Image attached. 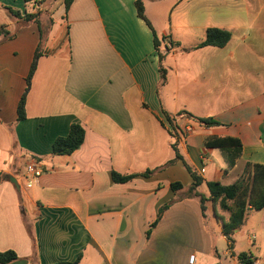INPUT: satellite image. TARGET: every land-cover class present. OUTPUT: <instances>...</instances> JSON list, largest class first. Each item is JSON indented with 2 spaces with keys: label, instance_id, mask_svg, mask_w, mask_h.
<instances>
[{
  "label": "crops",
  "instance_id": "crops-1",
  "mask_svg": "<svg viewBox=\"0 0 264 264\" xmlns=\"http://www.w3.org/2000/svg\"><path fill=\"white\" fill-rule=\"evenodd\" d=\"M136 1L74 0L66 11L65 0H0L40 14L38 28L10 15L0 23L13 36L0 35V253L17 254L9 264H189L191 255L240 264L242 253L264 264V210L249 212L230 241L213 202L203 212L198 196L264 165V0H180L189 6L165 22L149 11L160 0H145L152 27ZM214 28L231 32L229 42L197 48ZM163 110L219 125L181 115L183 133L172 137ZM73 124L83 145L53 155ZM227 138L240 146L207 147ZM173 144L203 180L198 190L183 161L172 162ZM32 161L39 178L27 174ZM113 172L135 177L116 183Z\"/></svg>",
  "mask_w": 264,
  "mask_h": 264
},
{
  "label": "trees",
  "instance_id": "trees-1",
  "mask_svg": "<svg viewBox=\"0 0 264 264\" xmlns=\"http://www.w3.org/2000/svg\"><path fill=\"white\" fill-rule=\"evenodd\" d=\"M74 0H65L66 11L69 10ZM145 0H137L135 2L137 15L139 18L144 20L150 27L151 24L145 15ZM25 3L37 4L40 0H24ZM8 14L22 21L23 23L37 22L40 23V14H32L25 12L23 15L20 11L13 9L12 7L2 6ZM155 48L157 52L160 50V40L158 39L155 32ZM0 35L5 38L13 37L6 26L0 25ZM232 34L227 30L221 29H208L206 32L205 39L197 46V48L214 46V47H224L231 39ZM43 53L40 48L37 50L34 56V60L31 65L29 75L27 77V87L24 95L22 96L18 105V118L19 120L25 119V103L26 96L31 87V81L33 75L37 69V64ZM164 70L161 69V73ZM162 80L165 81V75L161 74ZM165 118L169 125V134L172 137L176 135L180 136L183 132L177 124V118L184 115L202 126L214 127L219 125V123L212 118H197L188 112H182L177 115H171L165 110H163ZM85 139V131L83 127L79 124H73L67 136L59 137L55 140L53 144V155L55 156H70L77 152L83 145ZM239 147L240 143L236 139H214L207 142V147ZM175 151V159L172 162H177L182 160L186 169L191 174L193 179V184L190 187L191 191H196L203 184L201 177L183 160L177 148V144L172 145ZM153 174V171L148 170L143 173L144 177H149ZM135 175H125L122 176L116 172L112 173L113 181L116 183H126L132 180ZM248 183V185H247ZM207 187L209 190V197L198 193L201 202L202 211L205 212L206 202H213L215 208V215L220 221L222 226L223 234L232 241V235L237 228H240L246 220V217L251 211H261L264 210V165H252L247 164L244 174L232 185H223L219 182H208ZM182 185L180 183H175L172 185L173 190L181 189ZM218 206L222 211L227 212V214L220 213ZM162 211V210H161ZM240 264H253L256 259L246 253L239 254L237 256ZM18 259L17 254L14 251H6L0 253V264H9ZM55 264H78V261L74 262H57Z\"/></svg>",
  "mask_w": 264,
  "mask_h": 264
},
{
  "label": "rangeland",
  "instance_id": "rangeland-1",
  "mask_svg": "<svg viewBox=\"0 0 264 264\" xmlns=\"http://www.w3.org/2000/svg\"><path fill=\"white\" fill-rule=\"evenodd\" d=\"M178 1H180V0H160V1H155V2H159V3H154V4L149 6V11H150L151 17H154V15H156L157 17L159 16L160 19L162 18L163 19L162 21L165 22V21H167L169 19V17L173 13H174L173 15H175L178 10H181L185 6H189V3H187V2H184V3H182L181 5L178 6V3H177ZM21 3L24 4L23 0H21ZM2 5L3 4H0V23H4V22H2L3 21L2 19H4L5 17H8V15H9L8 12L5 9L2 8ZM4 6H6V7H10L11 6L13 9H15L14 8L15 6H12V5H8L7 6L6 4H4ZM154 20L157 22V19H154ZM36 28H38L37 22H36ZM42 29H44V27ZM205 207H206V210H209L208 202L205 203Z\"/></svg>",
  "mask_w": 264,
  "mask_h": 264
},
{
  "label": "built area",
  "instance_id": "built-area-1",
  "mask_svg": "<svg viewBox=\"0 0 264 264\" xmlns=\"http://www.w3.org/2000/svg\"><path fill=\"white\" fill-rule=\"evenodd\" d=\"M167 48L172 49L173 47L171 45H168ZM43 173V169L41 167V164L38 161H32L27 166V174L31 178H39ZM32 183L31 181L28 182V185L30 186ZM196 258L194 255H191L189 258V264H195ZM253 264H260L258 261H255Z\"/></svg>",
  "mask_w": 264,
  "mask_h": 264
}]
</instances>
